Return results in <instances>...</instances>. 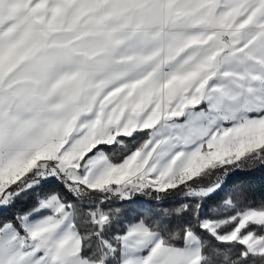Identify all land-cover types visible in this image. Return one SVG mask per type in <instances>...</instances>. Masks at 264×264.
<instances>
[{
    "label": "snow or ice",
    "instance_id": "6c2138e0",
    "mask_svg": "<svg viewBox=\"0 0 264 264\" xmlns=\"http://www.w3.org/2000/svg\"><path fill=\"white\" fill-rule=\"evenodd\" d=\"M256 169L264 0H0V264H264Z\"/></svg>",
    "mask_w": 264,
    "mask_h": 264
},
{
    "label": "trees",
    "instance_id": "16d2710c",
    "mask_svg": "<svg viewBox=\"0 0 264 264\" xmlns=\"http://www.w3.org/2000/svg\"><path fill=\"white\" fill-rule=\"evenodd\" d=\"M52 187H55L58 191H63L59 186ZM241 188L249 194V197L254 203L259 204L264 200V169L233 174L225 193L221 195L223 196L227 193L238 191Z\"/></svg>",
    "mask_w": 264,
    "mask_h": 264
}]
</instances>
